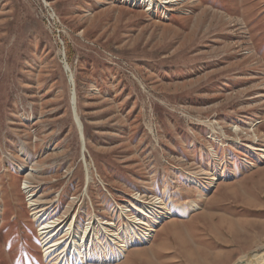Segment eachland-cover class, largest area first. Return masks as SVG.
Listing matches in <instances>:
<instances>
[{"label":"rangeland","instance_id":"obj_1","mask_svg":"<svg viewBox=\"0 0 264 264\" xmlns=\"http://www.w3.org/2000/svg\"><path fill=\"white\" fill-rule=\"evenodd\" d=\"M229 203L262 219L241 264L264 254V0H0V264L141 222L170 248ZM156 241L116 264L179 262Z\"/></svg>","mask_w":264,"mask_h":264},{"label":"crops","instance_id":"obj_2","mask_svg":"<svg viewBox=\"0 0 264 264\" xmlns=\"http://www.w3.org/2000/svg\"><path fill=\"white\" fill-rule=\"evenodd\" d=\"M236 207L229 203L222 214L203 209L180 221V225L177 224L180 228L171 235L173 244L170 248L164 235L157 238L156 233L153 252L167 259L172 253L174 260L179 261L176 264H235L248 251L252 240H261V235L254 233L253 223L261 225L262 221L257 210ZM165 251L167 254L162 253Z\"/></svg>","mask_w":264,"mask_h":264},{"label":"bare ground","instance_id":"obj_3","mask_svg":"<svg viewBox=\"0 0 264 264\" xmlns=\"http://www.w3.org/2000/svg\"><path fill=\"white\" fill-rule=\"evenodd\" d=\"M73 102L75 103V100ZM30 206L34 207L36 205L34 203H31ZM155 209L156 210H153L151 213L149 214L147 213L148 218L151 219V218L157 217L155 219L157 220L156 222H159V223L163 222V221H160V220H163V217H161L160 215H156V214H161L160 210H158L159 208L155 207ZM195 210L198 211L200 210V208L197 206ZM173 213L174 212H171L170 214H168V216L170 215L169 217L175 216V217L180 218L179 214L177 213L173 214ZM137 224L142 227V228L138 227V229L141 230V232H139L138 234H136V232L135 233L132 232V229L133 231H135L134 228ZM104 226L113 227L116 225L109 224V225H104ZM150 227L151 226H149L147 223L141 222V223H134L133 225L123 224V228H120V230L118 232L116 231L117 233L115 234L113 233L114 231H107L106 229L104 233L102 232L99 234V237H97L95 241H93V238H92V241H93L92 247L93 245H95L97 252L91 253L89 256V259L86 261L82 260L81 248H83V246L88 242V238L90 237V235L87 234L86 232L82 233V236L77 237V238L74 235L73 236L71 235L73 239H71V242L69 243V248H68V251H71V252L70 253L67 252V249H66L65 252L63 253L64 254L63 260L65 259L67 261L71 260L74 264V260L77 258V264H87V263H91L92 262L91 260L93 258L94 263H97V264H116L122 261L123 256L127 252H129L133 246H141V245L152 243L157 233L156 231L157 229L154 227L151 230H149ZM53 228L54 227H50V224H48V225H45L41 231L42 242L44 245V255L46 257L55 256L57 251L60 249V246L63 244V243H58V242L55 243L52 241L53 237L52 236L49 237L50 231ZM111 233H113L114 235L111 236ZM68 241H70V239H68ZM67 247L68 246H66L65 248ZM68 256L73 257V258L69 259ZM167 256H171V254H168ZM241 264H264V254L254 255L251 258H246L242 260Z\"/></svg>","mask_w":264,"mask_h":264},{"label":"water","instance_id":"obj_4","mask_svg":"<svg viewBox=\"0 0 264 264\" xmlns=\"http://www.w3.org/2000/svg\"><path fill=\"white\" fill-rule=\"evenodd\" d=\"M75 99L73 98V101H74Z\"/></svg>","mask_w":264,"mask_h":264}]
</instances>
